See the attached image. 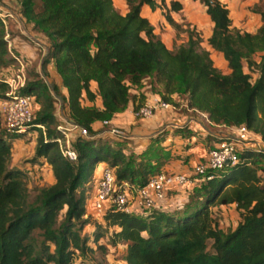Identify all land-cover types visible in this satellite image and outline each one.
I'll return each instance as SVG.
<instances>
[{
  "label": "trees",
  "instance_id": "obj_1",
  "mask_svg": "<svg viewBox=\"0 0 264 264\" xmlns=\"http://www.w3.org/2000/svg\"><path fill=\"white\" fill-rule=\"evenodd\" d=\"M200 1L213 22L207 43L222 53L225 72L191 32L184 42L169 48L142 14L145 4L160 7L172 24L170 11L182 8L180 0H125L124 13L113 0H20L22 14L48 38L41 71L46 75L47 64L53 61L66 93L45 82L38 71L27 73L18 92L33 93L39 106L30 127L8 133L0 116V264H72L77 253L92 250L89 236L81 230L90 219L84 217L85 184L98 162L113 168L116 183L142 185L162 170L169 152L160 153L161 146L143 150L140 156L147 154L145 161L139 157L130 162L132 153L96 136L92 128L94 121L124 110L136 97L131 89H139L146 78L162 85L163 98L172 101V93H184L188 108L205 112L215 124H245L264 143V11L259 28L248 31L232 26L221 0ZM4 35L0 20V67L13 61ZM257 52L258 60L253 57ZM245 62L257 73L255 78L245 71ZM7 89L0 81V96ZM52 92L66 104L70 118L88 130L73 143L75 160L63 156L54 140ZM83 96L92 104H82ZM97 96L99 107L94 103ZM137 97L134 107L141 104L144 93ZM38 124L44 125L45 133ZM30 130L37 131L34 157H44L54 177L52 183L32 188L27 187L24 170L11 165L13 141ZM241 158L214 171L177 204L140 212L108 205L94 219L93 240L102 236L101 226L110 229L111 242L125 244L124 264H264V166L258 164L264 149L248 147ZM230 203L239 220L223 233L212 206ZM36 232L42 236L39 242ZM209 239L212 250L207 248ZM97 247L106 250L103 243Z\"/></svg>",
  "mask_w": 264,
  "mask_h": 264
},
{
  "label": "rangeland",
  "instance_id": "obj_2",
  "mask_svg": "<svg viewBox=\"0 0 264 264\" xmlns=\"http://www.w3.org/2000/svg\"><path fill=\"white\" fill-rule=\"evenodd\" d=\"M0 1L6 7L15 12V14L21 21L19 27L13 23H9L8 25V37L12 42L11 50L13 52H10V55L13 57V61L8 66L0 67V77H4L5 74L12 72L18 66V61L14 56L18 57L24 63L27 73L32 74L33 72L39 71L41 69V61L46 55L47 49L49 47L47 36L43 32L36 30L33 27V23L27 20V18L22 14L20 0ZM180 1L182 3V8L173 13L174 22L172 24L167 21V19L163 15L162 8L160 7H156L155 9L151 8L152 11H148L145 14H147V17L154 25L156 30L159 31L158 34L169 48H174L181 42H184L187 39L188 34L191 32L195 37H198L200 39V44L203 47L209 49L210 56L213 60L214 65L224 72L227 71L228 68L222 53L213 49L207 43V38L211 33L213 22L211 21L209 15L206 13L205 5L200 0ZM244 1L248 2L245 9L242 8ZM166 2L168 3L169 1L166 0ZM113 3L116 9L120 12H124L127 7L125 0H113ZM225 4H228L229 6L228 9L231 21H235V24H232V26H239L242 30H245L244 28H248L253 31H256L259 28V23L262 19L261 12L264 11V0H228V2H225ZM14 39L16 42H14ZM259 55L260 52H257L253 57L258 60ZM244 65L245 71H250L252 78H255L257 73L255 71H251L246 62L244 63ZM50 82L57 85L53 80ZM144 85H146L144 89V91H146L144 93V98L146 96H150L151 94L161 95V90L163 89V87L160 83H155L153 79L146 78ZM94 87L95 86H93V88ZM175 94L176 95L174 96V98H172V101L176 105V107L179 108L178 113H185V111H187L186 94L178 92H176ZM97 97L98 100L96 99L94 103L99 107L101 106V102L99 100V96ZM59 100L60 102H62L60 98ZM143 100L144 99H142V101ZM81 103L85 104L84 96L81 98ZM57 105V103H54L55 107H57ZM38 107L39 106L37 104L34 109V117L36 115ZM171 110L174 111L175 109ZM206 125L210 124L206 122ZM103 127L104 129L107 128V126ZM122 129L127 136H130L125 128ZM36 136L37 131L30 130L29 133H24L22 137L16 138L18 140H14L15 144H12L11 165L20 167L24 170L25 181L27 187L29 188H32L34 186L48 185L54 181V177L48 168L46 159L42 156L38 158L34 157ZM102 137L103 140L113 143L112 145L120 147H122L121 143H124L127 139V137H118L107 132L104 133ZM116 138H118L121 142H116ZM153 148L159 149L160 145L158 144L156 146H153ZM159 151L160 153H162L165 150L162 147L159 149ZM140 155L141 154H135L132 152V154L130 155L132 156L130 162L137 161V158L142 157ZM143 156L144 157H142V161H145L144 159L147 158V154ZM258 164L264 166V158L261 159ZM100 166L101 164H96V170L94 168L91 178L85 184V187L87 189V214L84 215V217H89L90 219L89 222L83 226L81 233L89 236V241L87 242V244L92 247V250L77 253L74 256L72 264H124L125 244L123 242L113 244L111 242L110 229L101 226L100 231H102V236L99 237L97 242L93 240L95 229L94 219L95 217H99L100 215L94 211L92 205L90 204V198L95 188V183L100 171ZM212 213L218 220L219 227L221 228L223 233L232 230L239 220V214L237 210L231 205H223L222 207L218 208L212 206ZM35 234L39 242L42 239V236L37 234V232ZM211 241L212 240L210 239L208 240V250H212ZM97 243L105 244L106 250L99 249L97 247Z\"/></svg>",
  "mask_w": 264,
  "mask_h": 264
},
{
  "label": "built area",
  "instance_id": "obj_3",
  "mask_svg": "<svg viewBox=\"0 0 264 264\" xmlns=\"http://www.w3.org/2000/svg\"><path fill=\"white\" fill-rule=\"evenodd\" d=\"M0 20L5 28L4 36L7 39L8 50L13 53L11 50L12 42L8 37V25L13 23L19 27L21 21L15 12L6 7L1 1ZM14 57L18 61V66L12 72L5 74L4 77H0V81L8 85L6 95L0 96L2 127L8 133L27 131L34 118V109L37 105L33 93L18 92L25 85L27 72L24 63L18 57ZM38 72L45 82H50L41 69ZM52 94L54 103L58 104L57 107L54 106L55 128L57 131L54 140L63 156L75 160L77 152L73 143L77 137L87 136L88 130L86 127L74 122L69 116L66 104L60 102L54 92ZM174 108H176V105L173 101L167 100L159 94H151L148 97L146 96L140 105L133 108V115L136 118H146L157 111ZM189 109L197 112L208 124H212L205 112L194 108ZM195 121H197L196 117H189L187 123H194ZM101 123L103 126H107L106 132L118 137H127L123 129L110 124L109 119H103ZM38 125L45 133L44 125ZM172 126L182 127L183 125L172 123ZM226 127L217 134L216 141L208 148L205 157L187 173L160 170L152 174L142 185L130 184L126 180L116 183L113 168L107 162H102L90 198V204L94 211L101 216L106 207L113 204L117 209L126 212H140L152 207L177 204L186 200L188 191L195 185L205 179L212 178L214 171L240 162L242 160L241 152L248 147H253L249 143L257 139L261 140L260 135L245 124L226 125ZM254 148L264 149L260 146ZM170 190L176 191L173 193V197L168 199L167 196Z\"/></svg>",
  "mask_w": 264,
  "mask_h": 264
},
{
  "label": "crops",
  "instance_id": "obj_4",
  "mask_svg": "<svg viewBox=\"0 0 264 264\" xmlns=\"http://www.w3.org/2000/svg\"><path fill=\"white\" fill-rule=\"evenodd\" d=\"M221 1L224 3L228 2V0ZM247 4L248 2L244 1L242 8L245 9ZM226 6L229 7L228 4H226ZM126 10L127 7L124 12ZM148 11H152L151 7L147 4L143 5L142 14L147 16L145 13ZM174 12L176 11H170L172 17H174ZM262 22L263 20L261 19L259 26L262 24ZM232 24H235L234 20L232 21ZM237 27L240 28L239 26ZM244 29L253 31L248 28ZM155 32L158 33L159 31L155 28ZM14 42H16L15 39ZM46 75L50 81L53 80L60 87L62 93H66V88L61 84V78L55 69L53 61L47 64ZM93 86H95L94 82L92 83V87ZM145 87L146 85L143 84L139 89L132 88L131 91L132 93L136 94V97L128 102L124 110L114 113L109 119L112 125L125 128L130 135L127 136V139L124 143H121L123 151L127 154L132 152L135 154H140L147 147L151 145L156 146L159 144L161 147H163V149L169 152L168 158L162 163L160 167L162 170L168 172H190L193 166L205 157L208 148L216 141L217 134H219L221 130H224L221 128L226 129L227 127L222 124H214L213 122L212 124L209 123L210 125H206V121L200 117L198 113H195L194 110H190L189 108H186L188 112L185 111V113H178L179 108L176 107L174 108V111L171 109L160 110L149 117L136 118L133 115V108L138 102L137 94L139 92L145 93ZM175 95V93H172L170 96L171 98H174ZM85 104L89 105L92 104V102L85 98ZM189 117H196L197 121L188 124L187 120ZM172 123L183 125L185 128L176 129L174 126H172ZM92 128L97 131L96 136L102 137V135L106 133L100 120L94 121L92 123ZM17 140L18 139H15V141ZM15 141H13L14 144ZM118 141L121 142L118 138H116V142ZM249 145L253 147L260 146L264 148V143L258 139L250 142ZM101 163L102 162H99V164ZM47 165L52 174V169L48 162ZM175 191L176 190L169 191L167 198L170 199L173 197V193ZM230 205L235 208L234 203L224 206ZM222 206L223 205H214L213 207L218 208Z\"/></svg>",
  "mask_w": 264,
  "mask_h": 264
}]
</instances>
